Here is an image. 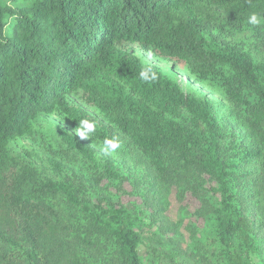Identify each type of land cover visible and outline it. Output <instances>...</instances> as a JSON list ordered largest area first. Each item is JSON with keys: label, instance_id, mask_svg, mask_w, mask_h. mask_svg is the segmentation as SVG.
Instances as JSON below:
<instances>
[{"label": "trees", "instance_id": "1", "mask_svg": "<svg viewBox=\"0 0 264 264\" xmlns=\"http://www.w3.org/2000/svg\"><path fill=\"white\" fill-rule=\"evenodd\" d=\"M252 13L264 21V0H0V264H143L144 234L151 227L159 240L171 188L196 197L208 225L177 264H264V61L252 54L264 39ZM126 45L216 83L245 134L228 137L208 101ZM145 65L155 81L139 79ZM77 91L100 122L69 104ZM42 116L74 131L82 118L95 121L89 139L125 140L139 153L153 174L150 184L131 181L143 210L21 159L13 143ZM64 140L107 181L123 180Z\"/></svg>", "mask_w": 264, "mask_h": 264}, {"label": "rangeland", "instance_id": "2", "mask_svg": "<svg viewBox=\"0 0 264 264\" xmlns=\"http://www.w3.org/2000/svg\"><path fill=\"white\" fill-rule=\"evenodd\" d=\"M256 27L261 30L259 33L264 39V25L258 24ZM250 41L254 40L251 38ZM124 49L143 64L158 67L185 93L208 101L228 137H241L245 134L243 126L216 83H197L186 75V66L183 63L149 55L135 45H126ZM252 54L256 61H264V48L260 47L257 51L256 47H252ZM68 102L85 111L97 122L101 121L97 113L86 104L82 92L71 94ZM66 136L75 139L91 151L98 163L109 162L114 165L123 180L118 185L107 181L99 174L98 167L92 168L80 153L68 147L64 140ZM119 143L121 146L115 153L104 154L100 151L101 143L89 138L80 139L68 121L58 116H42L33 122L30 137L21 138L13 143V150L45 177L76 182L97 189L107 198L120 201L127 209L139 212L143 210V204L131 181H137V184H150L153 174L146 161L125 140H120ZM101 178L104 179L100 180ZM202 178L206 186L214 185L207 177ZM119 185L120 189L116 190ZM167 201L166 224L162 227L154 226L159 240L152 236L151 227L147 228L144 234L141 248L143 264H177L180 259L179 251H187L190 242L194 240H204L208 225L199 217L200 201L189 193L179 199L175 188L170 189ZM187 262L191 264L192 260L189 259ZM194 263L196 264V261Z\"/></svg>", "mask_w": 264, "mask_h": 264}, {"label": "clouds", "instance_id": "3", "mask_svg": "<svg viewBox=\"0 0 264 264\" xmlns=\"http://www.w3.org/2000/svg\"><path fill=\"white\" fill-rule=\"evenodd\" d=\"M261 17L257 13H252L249 16L248 23L251 25H258L262 23ZM151 55V53H149ZM139 79L143 82H152L157 78L156 73L153 71L150 65H145L139 71ZM97 128L96 122L89 120L87 118H82L78 122V126L75 128V135L80 139H88L93 138V133H95ZM120 143L115 138H106L103 140L102 147L100 149L104 154L111 155L116 152L117 149L120 148Z\"/></svg>", "mask_w": 264, "mask_h": 264}]
</instances>
